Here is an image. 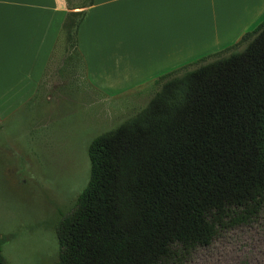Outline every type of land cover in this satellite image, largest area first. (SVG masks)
Returning <instances> with one entry per match:
<instances>
[{
    "label": "trees",
    "instance_id": "1",
    "mask_svg": "<svg viewBox=\"0 0 264 264\" xmlns=\"http://www.w3.org/2000/svg\"><path fill=\"white\" fill-rule=\"evenodd\" d=\"M83 16L62 27L77 17L81 62ZM153 86L143 110L89 145L86 187L55 228V264H186L263 212L264 20Z\"/></svg>",
    "mask_w": 264,
    "mask_h": 264
},
{
    "label": "rangeland",
    "instance_id": "2",
    "mask_svg": "<svg viewBox=\"0 0 264 264\" xmlns=\"http://www.w3.org/2000/svg\"><path fill=\"white\" fill-rule=\"evenodd\" d=\"M88 3L63 0L56 44L34 94L18 95L15 87L0 96V245L7 264L56 263L55 228L86 187L89 145L143 110L157 90L154 80L94 89L75 52L77 17L62 29ZM186 264H264V209L253 224L220 233Z\"/></svg>",
    "mask_w": 264,
    "mask_h": 264
},
{
    "label": "crops",
    "instance_id": "3",
    "mask_svg": "<svg viewBox=\"0 0 264 264\" xmlns=\"http://www.w3.org/2000/svg\"><path fill=\"white\" fill-rule=\"evenodd\" d=\"M63 0H0V96L33 95L56 44ZM77 50L98 91L135 88L236 43L264 0H93ZM63 19V18H62Z\"/></svg>",
    "mask_w": 264,
    "mask_h": 264
}]
</instances>
